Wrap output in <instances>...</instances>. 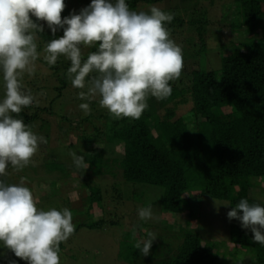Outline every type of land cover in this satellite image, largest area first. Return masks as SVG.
I'll list each match as a JSON object with an SVG mask.
<instances>
[{"label":"trees","instance_id":"16d2710c","mask_svg":"<svg viewBox=\"0 0 264 264\" xmlns=\"http://www.w3.org/2000/svg\"><path fill=\"white\" fill-rule=\"evenodd\" d=\"M80 1H85L87 6L91 3L90 0ZM163 1L126 0V3L130 9H135L143 3ZM232 1L236 3L239 17L230 26L241 27L245 38L238 44L232 41L230 50L236 52V44L241 45L240 59L228 63L226 57H222L220 69H208L205 62H200L206 56L202 35L207 30V20L191 17L188 23L194 25L200 41V47L196 50L200 56L199 66L191 71L182 70L178 79L170 81L172 92L166 99L157 100L149 95L148 108L139 119L112 117L100 107L99 96L89 102L90 114L80 112L79 117H74L75 114L62 113L60 100L69 94L70 102H86L78 97V93L85 89L74 88L67 77L70 60L60 56L55 65H48L40 56L36 61L40 64L34 71L37 76L34 85L37 86L30 91L35 96H42L41 99L47 100V104L34 101L29 107L23 108L16 118L22 119L37 136L46 139L47 143L38 142L37 153H42L41 157H51L49 170L68 175L66 164L55 160L58 153L52 147L60 143V137L66 136V147L79 149L94 175L110 169L106 155L114 153L120 145L122 149L118 165L122 169L124 182L137 185V188H140V184L161 187L163 194L160 202L173 206L170 211H181L193 197L202 195L227 200L235 208L244 199L239 196L241 191L255 187V182L259 180L264 182V35H250L264 25V0ZM178 9L177 6L165 10L173 15V20L165 25L170 35L186 23ZM67 10L65 6L61 13L62 19L72 14ZM32 19L43 28L42 32L37 33L41 38L37 51L41 47L44 51L49 40L63 35V28H57L53 35L45 21L36 20L35 17ZM81 50L83 58H86L88 53L97 49L92 46L85 52L83 47ZM41 66L42 70L48 71V75L41 72ZM41 74L43 78L39 81L38 76ZM24 75L27 80L32 74L29 76L25 72ZM26 80H21L23 88V83H29ZM54 81L55 85L50 89L49 85ZM4 91L0 73V99ZM49 93L52 95L48 97ZM48 117H53V121ZM72 131L77 132L74 140L70 139ZM29 166L31 162L20 170L21 176ZM10 168L11 165L6 173ZM0 180L14 184L9 174L0 175ZM83 181L88 188L86 197L91 210L94 203L102 202L103 191L100 187L93 189L89 181ZM37 184L40 185V182ZM115 190V198L123 199L120 188ZM237 212L242 215L239 209ZM103 221L99 217L75 225L74 232L82 226L101 227ZM229 228L230 241L234 245L231 252L228 251L230 259L227 258L225 244L211 241H201L187 261L175 257L143 256L135 248L128 259H132L131 264H246L242 254L249 256L250 264H264V245L253 240L251 229L242 227L241 221L236 218L231 220ZM151 246L156 251L160 245ZM59 247L61 249L63 243ZM2 248L3 244L0 243V251ZM10 252L14 255L13 259L10 256L5 260L0 252V264L4 261L9 264H28ZM177 255L182 257L179 253Z\"/></svg>","mask_w":264,"mask_h":264},{"label":"clouds","instance_id":"9594fccd","mask_svg":"<svg viewBox=\"0 0 264 264\" xmlns=\"http://www.w3.org/2000/svg\"><path fill=\"white\" fill-rule=\"evenodd\" d=\"M64 8V0H0V73L5 89L0 99V175L7 174L9 165L24 169L36 155L38 142L47 143L16 118L34 102L21 84L25 72L34 73L39 56L37 33L43 28L32 17L45 21L53 35L63 28L62 36L46 43L43 58L48 65H55L60 56L70 60L67 77L74 88L85 89L78 93L86 101L79 105L85 115L91 112L89 102L99 96L100 107L112 117L139 119L148 108L149 95L157 100L169 97V82L183 70L182 48L165 26L173 20L171 13L156 6L134 11L126 0H91L79 14L62 19ZM92 46L97 50L83 58L82 47ZM70 155L77 168L88 167L83 156ZM25 180H0V243L28 264H60L59 245L75 231L72 212L37 207ZM227 216L239 219L242 227L251 229L253 240L264 245V207L241 199ZM138 217L152 219L151 205L140 208ZM146 236L134 245L143 256L157 237L151 231Z\"/></svg>","mask_w":264,"mask_h":264},{"label":"rangeland","instance_id":"374dc122","mask_svg":"<svg viewBox=\"0 0 264 264\" xmlns=\"http://www.w3.org/2000/svg\"><path fill=\"white\" fill-rule=\"evenodd\" d=\"M112 2L114 3L115 0ZM64 3L68 7L67 11L70 10L72 14H79L81 9L87 7V3L80 0H64ZM152 6L163 11L178 6L180 14L186 20L184 27L176 28L175 33L170 35V38L182 48L183 70L191 71L199 66L200 56L196 50L200 47V41L194 25L188 23L191 17H203L207 20V30L202 35L206 44V56L200 62H205L208 69H220L223 65L222 57H226L228 63L237 62L240 59V50L243 48L237 44L244 41L245 34L241 27L232 28L230 26L237 16L239 17V12L235 8L236 3L232 0H165L155 4L143 3L131 10L147 12ZM250 35L252 37L264 35V25ZM40 40L41 38L37 34V46L39 42L41 43ZM232 41L237 43L238 50L236 52L230 50V47L233 46L231 45ZM88 49L89 47H83V52ZM38 51V58H43L45 55L43 48L41 47ZM36 61L35 67L38 68L40 63L38 64ZM42 68L41 66V70ZM41 72L45 75L49 74L46 69ZM24 74L21 78L23 81L26 80ZM42 76V74L38 76L39 81L42 80ZM36 77L35 73L28 77L26 81L29 83H23L24 88L35 90ZM54 85L55 81L49 85L50 89ZM51 95L49 93L48 97ZM33 96L35 102L41 101V104H47V100L41 99L42 96H35V94ZM70 97L69 94H66L65 98L60 100V111L65 114H75L74 117H79L78 113L80 112L84 114L79 107L81 103L68 101ZM48 118L53 121V117ZM76 133V131L71 132V140L76 138ZM60 139V143L53 144L52 147L58 153L55 160L66 164L67 176L62 175L59 171L49 170L52 159L51 157L47 158L49 155L41 157L42 153H37L32 158L31 166L23 176L20 171L13 168H10L7 173L14 179V184H18L21 177L26 178L24 186L28 187L37 198V207L43 210L53 207L57 210L69 209L72 212L74 225L94 221L99 217L103 218L101 227L82 226L67 241L62 242L63 247L59 253L60 264H131L132 259L130 261L128 256H131L130 252L134 251V245L138 240L142 241L147 238V231L157 235L152 245H160L156 251L151 246L148 255L153 257H175L174 259L187 261V257L200 246L201 241L225 244L227 254L233 249L234 245L230 241L229 235V224L233 218L229 219L227 216L233 207L229 201L209 195L196 196L188 201L181 211H170L173 206L163 205L160 202L163 194L161 187L140 184V188H137V185L124 182L121 175L122 169L118 165L122 149L120 145L115 148L114 153L106 155L110 169L103 174L94 175L91 174L89 167L84 170L76 167L70 153L74 152L81 156L80 150L66 147L64 144L66 136H62ZM83 180L89 181L93 189L100 187L103 191L102 202L94 203L91 210L86 197L88 188L84 185ZM38 182L40 185L37 184ZM255 185L249 190L241 191L239 196L247 199L250 204H259L264 207V182L259 180L255 182ZM118 187L122 191L123 199L115 198L117 194L115 189ZM149 205L152 208L153 218L147 221L140 220L138 210ZM180 249L181 251H179ZM135 250L137 249L135 248ZM0 252L3 260L10 256L12 259L14 257L4 245ZM178 253L182 257L178 256ZM240 255L246 264L251 263L249 256ZM229 256L228 254L227 258ZM7 262L4 261L3 264H9Z\"/></svg>","mask_w":264,"mask_h":264}]
</instances>
